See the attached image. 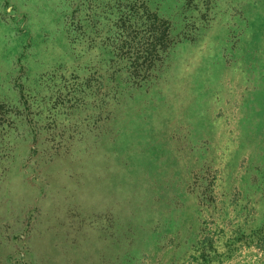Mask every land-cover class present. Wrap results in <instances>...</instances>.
<instances>
[{"label": "rangeland", "instance_id": "374dc122", "mask_svg": "<svg viewBox=\"0 0 264 264\" xmlns=\"http://www.w3.org/2000/svg\"><path fill=\"white\" fill-rule=\"evenodd\" d=\"M170 1L0 0V264H264V0Z\"/></svg>", "mask_w": 264, "mask_h": 264}, {"label": "trees", "instance_id": "16d2710c", "mask_svg": "<svg viewBox=\"0 0 264 264\" xmlns=\"http://www.w3.org/2000/svg\"><path fill=\"white\" fill-rule=\"evenodd\" d=\"M168 1L169 0H167V3H168ZM174 2L173 3H171V1H170V5H175L176 4V0H173ZM163 4H161V6H162ZM166 4H164V6H165ZM170 5H167V6H165L166 7V9H168V12H171V14H172V16H173V20H175V24H180V19H179V17H178V15L175 13V10L173 9V8H171L170 7ZM160 6V7H161ZM159 7V8H160ZM143 15V13H141V11L139 10V12L137 13V14H133L132 16H133V18H136V17H140V16H142ZM148 22H150L151 23V25H148ZM156 23V21H151V20H147L146 22H143V29H145V33L146 34H149V32L151 31V30H149V27L150 26H155L154 24ZM132 26H133V29L134 30H136V28L139 26V23L138 22H136V23H132L131 24ZM176 26V25H175ZM157 33L155 32V39L153 40L152 39V34L149 36V42H151L152 43V45H153V47H155L156 45L158 46H164L163 48L165 49L164 51H163V54L165 53V54H167L168 55V53L170 52V50H171V47H170V43H169V37L166 35V32H168L169 30H170V32L171 31H173V30H175L174 28V26L173 25H171V28H168V27H165V29H164V31H162V29H161V24H157ZM177 27V26H176ZM178 29V28H177ZM133 37V36H132ZM124 41V43H128L129 41L128 40H126V39H124L123 40ZM137 52H139V51H137ZM151 50H150V52H149V54H151ZM166 55V59L168 58V56ZM138 59V58H137ZM134 68H135V66H134ZM134 71V73H137L138 71L136 70V68L133 70ZM140 73V72H139ZM134 80V82H137L138 80H136V79H133ZM261 94H264V81L262 82L261 81V86L260 87H256L255 88V90H254V92L252 93V97H254L253 98V101L256 99V98H258ZM4 105H0V110H2V109H4ZM1 112V111H0ZM5 115H10V113L7 111V112H3ZM11 116H12V114L10 115V118H11ZM264 126V125H263ZM151 193H152V189H146V190H140V191H138V194H136L135 196L138 198V199H140L141 201L140 202H143V199L145 200V201H147L149 198H150V196H151ZM147 204H148V202H147ZM141 211L142 210H138L137 211V213H135V214H132L131 215V218L133 219V220H135L137 223H139L140 221H142V219H141ZM123 223V221H121V223L120 224H122ZM132 226H133V229H136V228H139V225H136L135 223H132Z\"/></svg>", "mask_w": 264, "mask_h": 264}]
</instances>
